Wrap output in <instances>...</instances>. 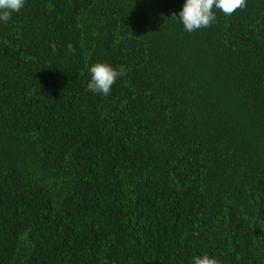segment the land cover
Listing matches in <instances>:
<instances>
[{
    "label": "trees",
    "instance_id": "16d2710c",
    "mask_svg": "<svg viewBox=\"0 0 264 264\" xmlns=\"http://www.w3.org/2000/svg\"><path fill=\"white\" fill-rule=\"evenodd\" d=\"M184 3L0 21V264H264V0L193 32Z\"/></svg>",
    "mask_w": 264,
    "mask_h": 264
},
{
    "label": "clouds",
    "instance_id": "9594fccd",
    "mask_svg": "<svg viewBox=\"0 0 264 264\" xmlns=\"http://www.w3.org/2000/svg\"><path fill=\"white\" fill-rule=\"evenodd\" d=\"M25 6V0H0V21L7 23L13 13L19 12ZM246 7V0H185L178 15L173 13V19H178L188 32L207 28L216 20L214 9L220 10L223 14L231 16L237 10ZM69 51L73 50L72 45L68 46ZM90 73V80L87 89L96 94L110 95L112 86L117 79L125 74L123 67L117 69L106 62H96L85 65ZM193 264H219V261L203 254L193 257Z\"/></svg>",
    "mask_w": 264,
    "mask_h": 264
}]
</instances>
